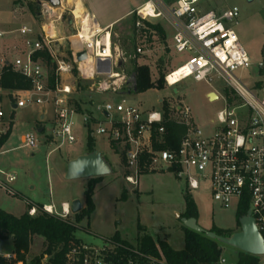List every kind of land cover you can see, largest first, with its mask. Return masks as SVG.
<instances>
[{
    "label": "built area",
    "instance_id": "built-area-1",
    "mask_svg": "<svg viewBox=\"0 0 264 264\" xmlns=\"http://www.w3.org/2000/svg\"><path fill=\"white\" fill-rule=\"evenodd\" d=\"M208 1L146 0L134 14L137 34H145L147 22L164 21L173 32V50L191 55L185 64L166 76L170 89L189 79L204 82L212 89L215 85L223 88V94L216 93V101L222 100L226 107L206 126L193 118L189 107H175L176 117L169 121L185 128L176 149L163 148L166 144L163 109L143 112L126 100L130 78L126 64L129 59L137 60L145 55V48L140 46L132 57L128 56L121 47L114 46L111 31L102 30L93 15L77 12V5L69 4V0H61L60 8L43 1L39 30L27 25L6 30L0 25V144L13 128L4 111V98L13 110L52 103L56 136L62 140L61 145L76 142L75 117L81 116L91 136H105L112 148L114 144L119 147L128 172L125 181L129 185L139 187L141 176L156 171H171L179 179H185L188 192H196L202 184H208L212 199L222 208H231L235 201L239 207L247 206L264 239V96L249 90L236 76L237 71L252 66L230 26L238 24L240 10L236 6L224 11L207 10ZM67 12L74 22V32L62 37L58 25ZM72 38L78 41L76 49ZM140 40L146 44L147 37ZM61 41H68L70 58H59L56 54L55 45ZM44 52L51 56L55 66L53 87L47 65L38 57ZM80 53L87 54V60L81 63L77 61ZM83 63L87 64L86 70L81 68ZM262 67L260 64L259 68ZM75 69L78 76L74 75ZM8 72L22 76L31 88L3 89L1 80ZM171 76L174 82L169 80ZM68 79L74 82L65 84L64 80ZM78 80L90 82L85 92L110 96V99L98 104L90 99L88 104L92 109L83 108L79 112L71 98L78 91ZM23 143L27 148L37 147L32 133L23 137ZM2 147L0 145V155ZM193 171L198 175L194 176ZM15 181L14 174L0 169V189L11 192L10 185ZM42 211L65 221L72 213L68 203L62 205L60 212L52 205L43 206ZM37 212L34 206L28 211L31 217ZM103 241L99 246L72 244L62 264H168L162 255L157 258L122 246L113 241V237ZM1 258L6 263L31 264L27 260L18 261L16 254ZM50 260L49 255H44L36 264H52ZM218 264L236 263L221 257ZM260 264H264V260Z\"/></svg>",
    "mask_w": 264,
    "mask_h": 264
},
{
    "label": "rangeland",
    "instance_id": "rangeland-1",
    "mask_svg": "<svg viewBox=\"0 0 264 264\" xmlns=\"http://www.w3.org/2000/svg\"><path fill=\"white\" fill-rule=\"evenodd\" d=\"M44 0H3L1 11L5 12V26L14 30L21 25H27L39 30L42 23L40 7ZM34 4V11L30 7ZM236 6L240 10L238 24L230 25L235 31L241 45L249 55L252 66L247 70H239L236 76L251 91L264 96V0H209L205 3L207 10L218 11L222 8ZM16 12V13H15ZM13 18L10 20L9 18ZM69 13L58 26L62 37L72 33L68 25ZM153 25H160L165 32V40L159 35H151L146 44L141 42L135 32V19L131 16L124 23L112 30L114 46L121 47L128 56L132 57L136 48L143 46L146 54L129 59L126 71L131 76L135 66H146L150 70L153 82L160 76H166L185 64L191 57L189 53H176L173 46V32L170 26L161 20L150 21ZM146 45V47L144 46ZM68 41H61L55 45V52L59 58H67L69 52ZM262 64L263 67L259 68ZM49 75L51 69L48 67ZM74 80H64L65 84H72ZM83 87L90 82L83 81ZM174 90L178 92L175 93ZM223 94V88L215 85L212 89L204 82L189 79L170 89L165 84L162 90L151 89L145 93L132 94L126 97L131 105L137 106L143 112H161L164 106L170 108V118H175V107L186 106L192 111V116L201 125L206 126L216 119L217 114L224 110L226 104L222 100L208 101L206 93ZM72 104L79 102L81 109H92L91 99L95 104L110 96H100L90 92H74L71 96ZM121 101V98H118ZM7 120L12 124V132L8 141L3 145L0 155V169L7 174H14L16 181L10 185L11 192L0 189V209L6 213L21 217L30 207L54 206L59 212L63 203L71 205L80 200L86 209V196L93 190L95 211L91 216L79 219L81 212L71 213L69 221L77 223L75 236L84 245H102L103 239H110L118 234L120 239L130 248L138 249V237L144 233L153 240L167 243L173 250L182 251L185 248L184 225L181 220L185 213V195L193 200L197 207L198 225L205 231L220 233L240 231L238 211L235 201L229 209L222 208L216 203L209 192L208 184H202L200 190L188 192L185 179H179L171 171H156L140 178L139 187H133L125 181L128 174L123 154L115 144L113 148L105 136H91L84 127L81 116L75 117L74 137L72 145L62 144L56 136L57 125L52 103L31 105L23 109L13 110L6 98L3 100ZM42 116L44 118L42 119ZM104 122V118L99 116ZM99 120V121H100ZM43 129L42 133L38 130ZM93 130L96 126H93ZM32 133L37 139L36 148L24 146L23 137ZM94 151L100 152L113 169L111 175L102 177L99 181L93 179L67 180L66 171L71 157L88 152L89 139ZM61 145V146H60ZM89 153V152H88ZM197 176L198 173L193 171ZM98 182V183H96ZM123 195H125L123 197ZM45 252L42 238L35 237L26 260L31 262L41 257ZM14 254L12 239L0 242V257ZM238 250L223 246L222 257L232 263L238 261ZM260 262L264 256L259 257ZM7 264H13L8 262Z\"/></svg>",
    "mask_w": 264,
    "mask_h": 264
},
{
    "label": "trees",
    "instance_id": "trees-1",
    "mask_svg": "<svg viewBox=\"0 0 264 264\" xmlns=\"http://www.w3.org/2000/svg\"><path fill=\"white\" fill-rule=\"evenodd\" d=\"M31 9L34 11V4L30 3ZM135 22L136 17L134 16ZM136 32V31H135ZM145 34L139 35L140 37H147L150 39L151 35H159L163 40H165L164 29L160 25H153L150 22L146 23ZM46 63L48 67H53L51 69L52 73L50 75V83L53 87L55 84V66L53 65L51 56L47 53H41L38 55ZM68 58H70V52H68ZM133 74L136 75L138 92L136 94L145 93L151 89L162 90L165 84V77L160 76V78L153 82L150 74V70L146 66H135ZM74 75L78 76V71L74 70ZM83 81L78 80V90L80 92H85L86 87H83ZM1 86L3 89L8 91H19L28 90L31 85L22 76L8 72L6 73L2 80ZM75 108L81 112V105L79 102L73 104ZM165 119L164 124L166 134L165 140L166 144L163 148L176 149L179 146L180 140L185 134V128L178 125L172 121H169L170 108L168 105L164 106ZM12 130L9 131L7 136H5L1 142V146L4 145L11 136ZM157 147V146H156ZM94 149L91 144V138L89 139L88 152H93ZM94 181H99L101 178L93 179ZM98 183V182H96ZM93 190L90 189L86 196V209L81 211L80 218L83 219L85 216H91L95 211V206L93 203ZM125 195H123L124 197ZM185 213L184 218H196L197 207L189 195H185ZM32 207H30L31 209ZM38 212L36 216L31 217L28 211L21 217L17 218L9 213L4 212L0 209V242L12 239L14 245V254L17 255L18 261H26V256L30 251L32 241L35 237L42 238L45 243V252L41 257L35 258L31 261V264L38 263L44 255H49L51 258L50 262L52 264H62L65 256L72 244L79 245L80 242L76 238L75 233L77 230L76 224L69 220L65 221L58 217L51 216L42 211L43 206H38ZM249 211V208L244 204L239 208L238 220L245 217ZM240 227V223H239ZM185 233V248L182 251L173 250L165 242H156L153 238L144 233V230L140 228L142 234L138 237V250L147 255L153 257L161 258L164 257L168 264H218L220 258L223 255V246L216 240L208 238L205 234L196 233L189 230L184 226ZM222 237H230L234 232L220 233L218 231H212ZM113 241L122 246L129 247L126 242L122 241L118 234L113 236ZM238 261L237 264H260V258L255 257L243 252L238 251ZM0 264H7L0 257Z\"/></svg>",
    "mask_w": 264,
    "mask_h": 264
},
{
    "label": "water",
    "instance_id": "water-1",
    "mask_svg": "<svg viewBox=\"0 0 264 264\" xmlns=\"http://www.w3.org/2000/svg\"><path fill=\"white\" fill-rule=\"evenodd\" d=\"M48 2L53 8H60L61 0H44ZM251 3L253 0H246ZM40 4L38 5V8ZM68 25L71 27L72 32H74V22L72 18H68ZM87 60L86 53H80L77 55V61L79 63ZM122 63H119V67ZM109 71V70H108ZM99 72L100 65H99ZM129 87L127 95L136 94L138 92L136 75L132 74L127 82ZM177 93V90H174ZM209 101H216L218 96L216 93H211L208 96ZM16 108V106H14ZM44 116H42V119ZM39 133L43 132V129L38 130ZM113 173V169L109 162L104 158V156L98 152L93 151L86 153L71 160L67 165L66 179L67 180H83V179H97L102 178ZM83 209L82 202L80 200H75L71 204V211L73 214L81 212ZM182 224L191 231L196 233L205 234L208 238L218 241L224 246L231 247L240 252L255 256H264V239L258 228L256 226L255 220L251 216V212H248L245 217H242L239 221L240 231L233 233L230 237H222L214 232H208L202 229L197 222L196 218H183L181 220Z\"/></svg>",
    "mask_w": 264,
    "mask_h": 264
},
{
    "label": "crops",
    "instance_id": "crops-1",
    "mask_svg": "<svg viewBox=\"0 0 264 264\" xmlns=\"http://www.w3.org/2000/svg\"><path fill=\"white\" fill-rule=\"evenodd\" d=\"M72 0H69V2ZM85 11L93 15L102 30H112L124 23L131 16H135V12L145 3L146 0H81ZM68 4V2L66 3ZM3 6V0L0 3V9ZM228 8H222L218 11H224ZM5 12L0 10V25L8 30L5 26ZM12 20L13 18H9ZM213 93L212 90L206 93L208 99L209 94ZM110 99V98H109ZM209 101V99H208ZM88 153V152H86ZM84 153V154H86ZM79 154L75 157H71L67 163L77 157L84 155ZM65 204V203H63ZM14 216V215H13ZM19 218V217H17Z\"/></svg>",
    "mask_w": 264,
    "mask_h": 264
},
{
    "label": "bare ground",
    "instance_id": "bare-ground-1",
    "mask_svg": "<svg viewBox=\"0 0 264 264\" xmlns=\"http://www.w3.org/2000/svg\"><path fill=\"white\" fill-rule=\"evenodd\" d=\"M69 4H76V5H77V8H78V9H77V12H79V11L86 12L85 9H84V6H83V3H82L81 0H72V1L69 2ZM72 42H73V47H74L75 49L79 47V44H78V41H77L76 38H72ZM86 66H87V64H86V63H83V64L81 65L82 70H86V68H87ZM169 80H170L171 82H174V77L171 76V77L169 78Z\"/></svg>",
    "mask_w": 264,
    "mask_h": 264
}]
</instances>
